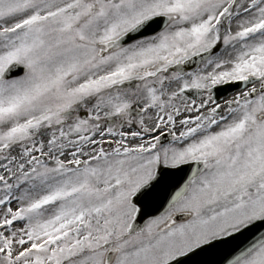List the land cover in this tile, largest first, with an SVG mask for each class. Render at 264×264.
Here are the masks:
<instances>
[{
  "label": "snow or ice",
  "instance_id": "snow-or-ice-1",
  "mask_svg": "<svg viewBox=\"0 0 264 264\" xmlns=\"http://www.w3.org/2000/svg\"><path fill=\"white\" fill-rule=\"evenodd\" d=\"M0 264H264V0H0Z\"/></svg>",
  "mask_w": 264,
  "mask_h": 264
}]
</instances>
